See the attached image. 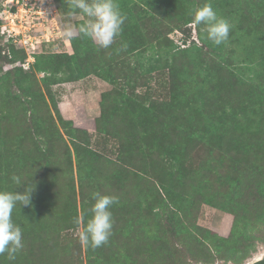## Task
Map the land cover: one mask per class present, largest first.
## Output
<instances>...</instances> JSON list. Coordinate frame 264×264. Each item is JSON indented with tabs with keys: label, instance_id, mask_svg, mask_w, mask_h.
I'll return each mask as SVG.
<instances>
[{
	"label": "rangeland",
	"instance_id": "rangeland-1",
	"mask_svg": "<svg viewBox=\"0 0 264 264\" xmlns=\"http://www.w3.org/2000/svg\"><path fill=\"white\" fill-rule=\"evenodd\" d=\"M53 1L58 11L59 29L54 32L48 22L42 23L39 20L35 21L36 26L32 31L41 35L46 34V29L49 28L50 32H52L48 34L50 42L40 41L34 43L36 49L33 50L30 45L20 42L14 43L7 34L0 36V93L4 92L5 99L9 101V94H13L20 86L27 93L34 89L35 97L33 100L37 106V111L34 109L26 111L24 106L17 105V109L14 110L16 112L11 117L10 114L7 115L8 113H6L3 104L1 105V102L7 103L0 98V112L2 111L4 114H0V139L7 146H4L1 153L4 154L5 158H8L15 153L20 155L22 149L26 148L31 154L20 155V159L25 162L27 167H32L29 160L34 161L36 168L47 167L43 161L42 154L36 153L37 147L42 140L38 133H42L43 130L35 129L31 124L38 119H40V123L47 120L46 128L59 132L65 141V145H62L63 150H70L71 139L57 123L54 106L48 94V90H51L64 119L72 121L74 127L87 131L92 138V148L103 158H107L108 161L110 159L114 161L113 163L121 164V168L126 170L125 173L129 175L130 186L135 187L137 191L132 192L129 200L125 202L134 204L135 208L130 210L131 214H141H138L140 216L137 219H133L131 215L128 216L134 222L135 228L139 230L137 236L140 237V241L149 239V242H152L153 236H156L152 229L155 228L154 226L159 225L161 232L159 237L170 248L169 256L164 257L166 261H170L173 264H204L202 261L205 258L203 256L205 247L202 246L201 241L195 235L198 228L207 229L220 238H229L234 228H236V222L232 213L219 209V205L225 201V197L229 194L231 188L225 183L227 177L231 178V172L233 173L228 160L230 154L228 152H218L215 149L212 152L207 151L201 145V141H197L196 138L192 139V132L199 130L201 123L197 119L198 116H194V111L190 107L187 108V105L195 104L193 101L198 100L201 95L210 99L215 97L220 91L216 87L217 80L208 85L203 84L200 87L201 78L198 77V74L196 77V80H198L197 85L190 82V73L195 75L196 72L190 71L188 65L194 61L197 66L194 69L196 71L199 70L198 56L192 43L196 42L198 45L205 47L200 40V34H206V30L202 25L193 24V16L199 7L210 2L216 8L218 15L226 18L231 23L232 28L229 40L224 43L228 50V56L223 61L231 69L230 74L227 76L228 82L235 78L232 76H236L235 71L239 70L247 73L245 74L247 75L246 77L250 78L251 74L243 69L244 63L242 61L253 41H264V0H123L126 2L127 8L121 9L126 16L122 32L124 33L126 29V32L130 33L128 34L129 39H131L130 36L132 35L133 38L140 40V43L142 42L144 45L148 43L149 46L145 49L149 50L154 47L160 50L162 54L160 58L161 66L158 71L151 75L152 78L149 82L138 80L136 77L135 68H137L138 61L141 60L140 57L132 58V55H127L124 50L120 49L99 48L92 40L79 34L71 38L65 37L64 28L66 24L70 23L79 26L86 22L87 17L70 15L73 10L65 3V0ZM121 1L117 0L119 5ZM3 2L4 0H0V15L4 9ZM76 11L78 12L79 10ZM159 30L161 31L160 36ZM144 31L145 34L143 33ZM123 33L120 36L125 37L126 34L123 35ZM74 38L80 39V42H82L80 48L87 47L86 44L94 45V48L90 50L95 55L91 54L93 64H91L92 68L89 70L88 76L81 80L71 81L69 72L62 70L54 78V84L46 88L45 82H43L45 73L33 74L34 71L31 67L37 61L35 55L40 54L42 57L40 58L42 59L41 62L45 60L48 63H53L51 68H54L60 62L65 64L68 56L71 57L75 54ZM185 39L187 40L186 45L183 41ZM117 42L121 43L120 48H122V43H127V40L124 39L123 41V38L117 37L114 42L116 47ZM150 43L152 46H150ZM160 45L163 46L164 50L160 48ZM12 48L15 49L17 54L13 58L9 51ZM22 50H25L28 56L25 62H23ZM205 50L208 51L209 48ZM147 55L152 56L153 50L146 52L145 56ZM59 56L65 57L60 59ZM167 58L177 67L172 73L171 68H168L166 64L165 59ZM207 61L210 70L215 73H219L221 68L226 67L222 61L213 56L208 57ZM95 65L102 70V73L111 69L114 76L95 73L98 71L94 68ZM19 68H22L26 72L25 74H29V76L26 78L25 75L21 77L15 75L16 69ZM224 71H221L220 73L222 74L220 75L224 76L226 74ZM109 78L115 80H107ZM256 81H251L243 88L244 97H255V91L258 92L259 89H262L258 86L261 81L259 80L257 83ZM20 82L22 85H19ZM220 83L221 81H218V84ZM112 90H115V92L109 98H103L105 93H111ZM120 91L129 94L134 91V94L130 97L132 99H127V101L130 100L127 108L116 113L115 109H117L118 105H121L126 100L121 99L119 94H116L117 92L120 93ZM27 99L29 100L31 97ZM104 99H107L106 102L111 103L114 111L113 116L116 117L115 127L118 128L116 129L117 133H125V137L122 140L115 134H106L99 131L98 121L102 114L101 103ZM149 107L153 109L145 115L147 117L153 115L155 121L159 122V127H157L156 122L153 123L150 127L152 128L149 131L150 133L145 136V141L136 143L130 138V134H132L133 130H138L137 119L141 113L140 109L147 110ZM221 113L222 108L218 103L212 108L211 114L217 119ZM162 118H165L164 122L159 121ZM195 120L198 122H195ZM169 121H172L170 126H168ZM234 129L237 128L226 127L219 130L227 135L246 131V129L240 131H235ZM113 136H117L118 139ZM125 149L127 153L120 154ZM262 149L264 151V148ZM70 151L73 153V149ZM142 157L146 158V160ZM176 157L181 162L183 161V166L186 168L187 181L185 191L198 193L197 199L200 203L196 205L191 218L189 216L190 219L184 221L185 226H180L179 222L173 217L157 212L156 206L150 200H147L149 186L150 188L153 187L157 177L173 172L170 162L172 163ZM66 160L67 158L64 156V166ZM73 160L75 162V159ZM50 170L55 174L54 169L50 168ZM74 175L75 193L79 194L76 167L74 168ZM17 176L20 177L22 183L20 184L22 187L17 191L18 193H23L26 188H34L31 205L26 206L28 210L30 207L33 210L40 208V210L44 211L45 205L43 202L45 201L36 194V189L41 188L43 180L39 176L27 177L23 174H17ZM58 176L60 177L59 174ZM64 178L65 176L61 179L65 184L64 187L58 188L55 182L50 180L48 182L55 183V193H61L59 196L67 199V190L69 188L66 186L67 181ZM109 189L110 184H106V190L108 191ZM118 191L113 192L111 190L118 198L123 197ZM139 195L147 200V203L142 206H146V210L137 211L138 201H142ZM75 199L80 210L79 195ZM57 204L59 205V203ZM125 206V203L122 204V207ZM17 207H20V205L18 204ZM31 217L35 218V213ZM21 229L24 231V228ZM79 230L82 231L81 228ZM146 233L149 234L147 235ZM255 233L256 237L264 238V224L257 225ZM67 234L62 244L65 245L66 250L71 249L70 254L72 256L70 258L73 257L74 259L72 264H87L85 248L83 245V250L80 249L82 244L79 241L78 234L71 235V232ZM258 241L256 240L255 242V244H258V251L251 259L244 261L243 264H252L264 256V244ZM26 244L25 242L24 248H30V245ZM160 246L159 242L154 245L155 249ZM208 247L209 244L206 248ZM192 254L195 256L194 258L191 257ZM149 258L154 261L161 259L160 256L156 257L155 254L150 255ZM222 259H219L218 255L215 262L208 260L205 264H232L231 261L226 262L222 261Z\"/></svg>",
	"mask_w": 264,
	"mask_h": 264
},
{
	"label": "trees",
	"instance_id": "trees-1",
	"mask_svg": "<svg viewBox=\"0 0 264 264\" xmlns=\"http://www.w3.org/2000/svg\"><path fill=\"white\" fill-rule=\"evenodd\" d=\"M119 6L120 9L127 8L126 2L123 0ZM158 32L160 36L161 31L159 30ZM143 33L145 34V31ZM128 34L130 33H127L125 29L123 33L125 37L119 36L123 38V41L124 39L127 40V43H122V48H120L121 43L119 41L117 42V47L113 43L108 49L124 50V53L132 55V58L140 57L141 60L138 61L137 68H135L137 72L136 77L138 80L149 82L152 78L151 75L155 71H158L161 66L160 58L162 54L160 50L154 47L149 50L145 49L149 46L148 43L144 45L137 38H133L132 35L130 36L131 39H129ZM200 40L205 47L198 45L196 42L192 43L198 56L199 70L196 71L194 69V67L197 68L194 61L188 65L190 71L196 72L195 75L190 73V82L197 85V74L201 78L199 82L200 87L203 84L208 85L217 80L216 87L218 90L220 89V93L218 92L215 97H211L210 99L201 95L198 100L193 101L195 104L187 105V108L190 107L194 111V116H198L197 119L201 123V128L192 132V139L196 138L197 141H201V145L207 151L212 152L215 149L218 152H228L230 154L228 160L233 173L231 172V178L226 176L227 180H225V183L231 188L229 194L225 197V201L219 205V209L234 215L236 228H234L229 238H220L207 229L199 228L195 232V235L201 241L202 246L205 247V254L203 255L205 258L202 263L205 264L208 260L215 262L219 255V259L223 258L222 261H231L232 264H243L244 261L251 259L258 251V244H255L256 240L264 244L263 237L262 239L255 236L256 226L264 224V151L262 149L264 148V80L262 81V78L264 79V41H253L242 61L244 63L243 69L251 74V79L246 77L247 75L245 74L247 73L239 70L235 71L236 76H232L235 78L231 82H228L227 76L230 74L231 69L226 62H223L224 58L228 56L226 45H215L206 38V34L204 33L200 34ZM183 41L186 45L187 40ZM81 44L80 39L74 38L73 46L75 47V54L71 57L68 56L65 64L60 62L54 68H51L53 63H48L45 60V62H41L42 59L40 58L42 57L40 54L35 55L37 61L31 67L34 71L33 74L45 73L43 82H45L46 88L54 84V78L62 70L69 72L71 81L85 78L92 68V55L95 54L91 53L90 50L94 48V45L86 44L87 47L80 48ZM150 46H152L151 43ZM160 48L163 49V46L160 45ZM207 48H209L208 51L205 50ZM152 50V56H145L146 52ZM9 51L12 54V58L16 57L17 54L14 48L9 49ZM22 52L23 62H25L28 56L25 50H22ZM210 56L216 57L224 63L226 67L221 68V71L226 69L224 76L220 75L222 74L220 73L221 71L215 73L210 70L207 61V58ZM63 57L65 56H59L60 59ZM165 60L168 68H171V73L177 69L170 59L167 58ZM94 68L98 70L95 73L114 76L111 69L105 70L102 73V70L97 65ZM25 73L22 68L15 71V75H19V77L25 75L27 78L29 74ZM107 80L115 79L109 78ZM255 80H257L256 83L259 80L261 81L258 86L262 89H259L258 92L255 91V97H244L245 92L243 88ZM218 81H221V83L218 84ZM20 84L22 85L21 82ZM23 89L20 86L13 94H9V101L5 99L4 92L0 93V98L4 99L7 103L1 102L6 113H8L7 115L10 114L12 117V114L16 112L14 110L17 109V105L24 106L26 111L32 109L37 111L36 103L33 100L35 97L34 89H31L29 93ZM113 92L115 90H112L111 93H105L103 98H109ZM48 94L54 106L57 123L71 139L70 150L73 149V153L70 150H63L62 145H65V141L59 132L46 128L47 120L40 123V119H38L31 124L35 129L43 130L42 133H38L42 140L37 147L36 153L42 154L43 161L47 166L45 168H36L33 160H29L32 167L26 166L25 162L20 159V155L31 154L26 148L22 149L20 155L15 153L5 158L1 152L6 145L0 139V191L17 192L20 190L22 185H17L12 181L11 177L13 175L39 176L43 181L41 188L36 189V194L45 201L43 202L45 205L44 211L40 210V208H38L39 210H33L30 207L28 210L26 206L14 209L12 214L14 222L21 228H24V231H22L23 245L26 242V245H30V248L25 249L23 246V249L16 254L15 260H9L7 254L0 256V264H72L74 259L73 257L70 258L72 256L70 254L71 249L66 250L65 245L62 244L63 239L67 237L68 232H71V235H75V233L77 235L78 229L74 223L77 217L80 219L79 229L81 228L82 230L88 220L91 219L92 213L90 210L94 203L92 199L94 192L117 197L113 193L116 190H119L118 192L123 197H117L119 202L113 205L111 209L115 221L113 235L110 237L109 242L100 248L93 249L90 246L84 245L87 264H173L164 259V257L169 256L170 248L159 237V233H161L159 225L154 226L155 228L152 229V232L156 235L153 236L152 242H149V239L140 241V237L137 236L139 230L135 228L134 222L128 216L131 215L133 219H137L141 214H131L130 210L134 209L135 206L132 203L128 204L125 202L129 200L131 193L137 190L135 187L130 186L129 175L125 173L126 170L121 168V164L113 163L114 161L110 159L108 161L107 158H103L96 152L92 148L91 135L83 129L74 127L72 121L64 119L51 90H48ZM116 94H119L121 99H126L124 103L118 105L117 109H115V112L119 113L127 108L128 102H130L127 99L131 95L133 96L134 91H131L130 94L121 91ZM28 97H31V99L28 100ZM106 100L104 99L101 103L102 114L98 121L99 131L106 134H115L122 140L125 137V133H117L116 129L118 128L115 127L116 117L113 116L114 111L111 103L106 102ZM218 103L221 105L222 113L215 119V116L211 114V110ZM152 109L151 107L147 110L140 109L141 113L137 119L139 124L138 130H133L132 134H130V138L136 143L138 141H145V136L152 129L150 127L156 122L153 115L151 117L145 115ZM0 114L4 115L2 111ZM4 118L6 117L4 116ZM164 120L165 118H162L159 121L164 122ZM171 124L172 121H169L168 126ZM156 125L159 127V122H156ZM226 127H235L237 128L234 129L235 131L242 129H246V131L244 133L227 135L219 130ZM117 136L113 137L118 139ZM122 152L120 154L127 153V150L125 149ZM64 156L67 158L65 166L63 165ZM73 159H75V162ZM143 159L146 160V158ZM170 164L173 172L157 177V181L154 182L153 187L150 188L149 186L147 200H150L156 206L157 212L171 216L179 222L180 226H185L184 221L191 218L196 205L199 203L197 199L198 193L185 191L187 179L183 161L181 162L176 157ZM74 165H76L78 173L79 194L75 193ZM50 168L54 169L55 174ZM57 173L62 178L65 176L64 180L67 181L66 186L69 188L67 190V199L60 197L61 193H55V183L58 188L65 186L61 181L62 178ZM48 180L55 183H49ZM106 184H110L108 191L106 190ZM78 195L80 197V210L75 199ZM140 198L142 197L140 196ZM147 200L142 198V201H138L139 206L137 207V211L146 210V206H142L147 203ZM124 203L126 206L122 207ZM34 213L35 218L31 217ZM156 215L159 216L158 213ZM63 233H65L64 236ZM146 234L148 235L149 233ZM158 242L161 246L155 249L154 245ZM208 244L209 247L206 248ZM80 249L83 250V245H81ZM190 251L193 252L191 249ZM152 254H155L156 257L160 256L161 259L157 261L152 260L149 258ZM191 257L194 258L195 256L192 254Z\"/></svg>",
	"mask_w": 264,
	"mask_h": 264
},
{
	"label": "clouds",
	"instance_id": "clouds-1",
	"mask_svg": "<svg viewBox=\"0 0 264 264\" xmlns=\"http://www.w3.org/2000/svg\"><path fill=\"white\" fill-rule=\"evenodd\" d=\"M65 3L73 10L70 15L87 17L86 22L79 26L66 24L65 37L71 38L79 34L92 40L99 48L108 49L121 35L126 16L117 0H65ZM192 22L202 25L206 30V38L217 46L229 40L232 25L226 18L218 15L210 2L195 11ZM11 179L17 185L21 184L20 177L13 175ZM33 190L34 188H26L23 193L0 191V256L7 254L9 260H15L16 254L24 246L22 229L14 222L13 211L18 204L31 205ZM92 199L94 203L90 210L91 219L83 230H79V217L74 223L77 225L80 243L96 249L106 245L113 235L115 221L111 209L119 200L100 192H94Z\"/></svg>",
	"mask_w": 264,
	"mask_h": 264
},
{
	"label": "built area",
	"instance_id": "built-area-1",
	"mask_svg": "<svg viewBox=\"0 0 264 264\" xmlns=\"http://www.w3.org/2000/svg\"><path fill=\"white\" fill-rule=\"evenodd\" d=\"M3 7L0 15V36L7 34L14 43L30 45L34 50V43L50 42L48 34L52 32L49 28L46 29V34L32 32L36 26L35 21L48 22L54 32L59 29L58 11L53 0H4Z\"/></svg>",
	"mask_w": 264,
	"mask_h": 264
},
{
	"label": "water",
	"instance_id": "water-1",
	"mask_svg": "<svg viewBox=\"0 0 264 264\" xmlns=\"http://www.w3.org/2000/svg\"><path fill=\"white\" fill-rule=\"evenodd\" d=\"M252 264H264V256L254 261Z\"/></svg>",
	"mask_w": 264,
	"mask_h": 264
}]
</instances>
